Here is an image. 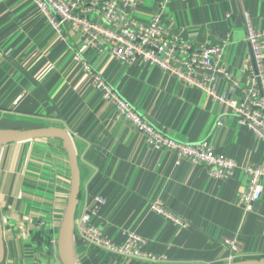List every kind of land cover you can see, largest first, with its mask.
<instances>
[{"label":"crops","instance_id":"0c3cea01","mask_svg":"<svg viewBox=\"0 0 264 264\" xmlns=\"http://www.w3.org/2000/svg\"><path fill=\"white\" fill-rule=\"evenodd\" d=\"M137 1L141 23L160 15L196 46L224 43L223 66L230 78L219 72L214 82L219 94L243 98L249 84L243 11L264 30V0ZM83 43L69 25L56 32L33 0H0V129L58 126L73 137L81 172L76 263H227V238L237 245L239 260L264 258V192L251 210L241 201L250 182L245 167L264 170V140L205 91L158 66L127 64L109 49L90 46L83 58L148 122L181 142L206 140L237 167L223 180L208 176L203 164L186 158L178 163L174 151L148 146L145 134L103 99L75 59ZM37 143L46 149H35ZM70 190V162L61 139L0 144L3 264H63L51 240H58ZM98 195L106 202L92 221L105 236L122 242L134 231L147 239L149 252L164 259L122 257L86 242L79 222ZM156 201L179 221L158 214L152 208Z\"/></svg>","mask_w":264,"mask_h":264},{"label":"built area","instance_id":"2783aa9c","mask_svg":"<svg viewBox=\"0 0 264 264\" xmlns=\"http://www.w3.org/2000/svg\"><path fill=\"white\" fill-rule=\"evenodd\" d=\"M38 10L46 17L49 25L58 33L64 26L76 29L83 38V45L76 52L75 59L84 64L94 87L102 93L103 99L113 104L118 115L129 120L146 136L148 146L153 149L167 148L176 154L177 162L189 159L207 168L208 176L227 180L234 174L237 162L225 155L217 154L206 141L186 143L178 141L148 122L136 108L119 95L102 74L83 58L90 47L109 49L121 62L132 64L144 62L165 70L183 84L197 87L228 106L237 120L247 125L256 136L264 140V30L258 29L249 11H243V20L249 45V84L244 96L238 99L231 94H219L214 82L216 74H226L221 63L224 43L196 46L183 35L162 22L155 15L148 23L136 19L137 0H33ZM93 16V17H92ZM221 124V121H219ZM250 177L248 190L241 197L247 209L251 210L264 192V170L259 166L245 167ZM106 202L104 196L94 198L93 207L80 219L83 238L98 250L110 251L122 257H134L145 262H159L164 259L146 249L147 239L127 231L122 242H115L105 236L92 219L99 214ZM152 208L158 213L175 219L161 201ZM44 225V222H41ZM57 244V239H52ZM231 252L227 262L237 259L238 247L233 239H226Z\"/></svg>","mask_w":264,"mask_h":264},{"label":"water","instance_id":"95a60500","mask_svg":"<svg viewBox=\"0 0 264 264\" xmlns=\"http://www.w3.org/2000/svg\"><path fill=\"white\" fill-rule=\"evenodd\" d=\"M40 138H58L64 143L68 153L71 168V190L66 210L58 235V249L63 264H77L73 254V234L75 216L81 190V172L75 143L71 134L58 126L37 127L30 129L6 128L0 129V144L24 142ZM6 244L4 240V225L0 216V264L4 263ZM220 264H264V258L240 259Z\"/></svg>","mask_w":264,"mask_h":264},{"label":"rangeland","instance_id":"374dc122","mask_svg":"<svg viewBox=\"0 0 264 264\" xmlns=\"http://www.w3.org/2000/svg\"><path fill=\"white\" fill-rule=\"evenodd\" d=\"M93 17V16H92ZM65 27V26H64ZM221 63L223 64V60L221 59ZM11 119H14V118H11ZM32 122H37V123H42L43 121H38V120H36V121H32ZM50 123H52V124H59V122H55V121H49V122H46V124H50ZM46 126V125H45ZM28 127V126H27ZM18 128H25V127H18ZM42 144V145H41ZM38 147V148H37ZM35 149H39V150H44V149H46V145L45 144H43V143H39V145H38V143H37V145H36V147H35ZM237 259H239V258H237Z\"/></svg>","mask_w":264,"mask_h":264}]
</instances>
